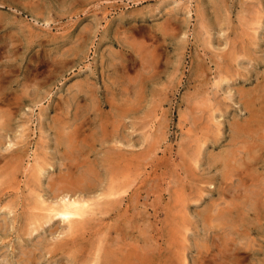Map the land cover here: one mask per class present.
<instances>
[{"label": "rangeland", "instance_id": "rangeland-1", "mask_svg": "<svg viewBox=\"0 0 264 264\" xmlns=\"http://www.w3.org/2000/svg\"><path fill=\"white\" fill-rule=\"evenodd\" d=\"M135 253L264 264V0H0V264Z\"/></svg>", "mask_w": 264, "mask_h": 264}, {"label": "bare ground", "instance_id": "bare-ground-1", "mask_svg": "<svg viewBox=\"0 0 264 264\" xmlns=\"http://www.w3.org/2000/svg\"><path fill=\"white\" fill-rule=\"evenodd\" d=\"M248 102V101H247ZM257 118V117H256ZM82 128V127H81ZM72 148V147H71ZM109 152V151H108ZM142 155V154H141ZM116 169V168H115ZM41 172V171H40ZM55 187V186H54ZM59 192V191H58ZM113 194V193H112ZM60 195V194H59ZM58 195V196H59ZM102 195V194H101ZM189 195V194H188ZM100 196V195H99ZM105 196L104 194L102 195V197ZM108 196V195H106ZM57 197V196H56ZM86 198V197H85ZM85 198H71L70 196H68V194L64 195V196H60L59 198H55V199H58V202L57 204H53V206H46L48 207V212H49V215L46 217V219L48 220V222H50L52 219L54 218H58L60 219L61 221L63 222H66L67 225L69 226V228H74L75 224L78 225V223L81 222V220L84 218V216L87 215V209H89L93 204H95V201L94 203H92V200H87ZM100 204V203H99ZM45 206V207H46ZM104 212V211H103ZM90 215V214H89ZM60 221V222H61ZM87 221V220H86ZM47 222V221H46ZM76 228V227H75ZM73 230V229H72ZM249 232V231H248ZM98 235V234H97ZM170 235V234H169ZM123 240V239H122ZM142 243V242H141ZM131 245V244H129ZM133 245V244H132ZM139 246V245H138ZM184 249V248H183ZM132 250V249H131ZM134 251V250H133ZM137 251V250H136ZM140 251V250H139ZM138 251V252H139ZM145 251V250H144ZM123 252H126L125 250ZM128 252V251H127ZM136 252V253H138ZM135 253V254H136ZM141 253V252H139ZM143 253V252H142ZM141 253V254H142ZM124 253H122V256H123ZM130 254V253H129ZM127 254L124 255V257L121 259L123 260L122 262L120 261H108L107 263L109 264H154L152 261H151V257H150V261H148V256L145 257L144 255H140V254H136V255H133V256H137L138 257V260L135 258L133 259L134 257H132L131 259L129 258V260L127 261L126 259V256ZM130 256V255H129ZM131 257V256H130ZM160 257V256H159ZM119 258V257H118ZM156 258V257H155ZM120 259V258H119ZM118 259V260H119ZM153 259V258H152ZM159 260V258H157ZM157 259H155L157 261ZM200 259V258H199ZM155 261V262H156ZM112 262V263H111ZM147 262V263H146ZM159 263L160 260L158 261ZM106 263V262H105ZM157 263V262H156ZM158 263V264H159ZM168 263V262H167ZM186 263V262H185Z\"/></svg>", "mask_w": 264, "mask_h": 264}]
</instances>
